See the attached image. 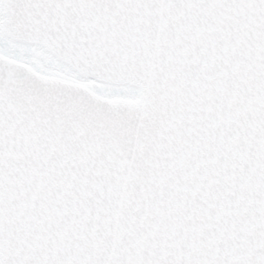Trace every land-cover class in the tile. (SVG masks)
Instances as JSON below:
<instances>
[{
    "label": "snow or ice",
    "instance_id": "obj_1",
    "mask_svg": "<svg viewBox=\"0 0 264 264\" xmlns=\"http://www.w3.org/2000/svg\"><path fill=\"white\" fill-rule=\"evenodd\" d=\"M0 264H264V0H0Z\"/></svg>",
    "mask_w": 264,
    "mask_h": 264
}]
</instances>
